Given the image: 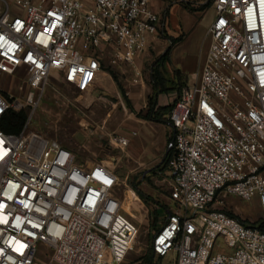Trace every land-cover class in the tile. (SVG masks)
I'll use <instances>...</instances> for the list:
<instances>
[{"label":"built area","instance_id":"obj_1","mask_svg":"<svg viewBox=\"0 0 264 264\" xmlns=\"http://www.w3.org/2000/svg\"><path fill=\"white\" fill-rule=\"evenodd\" d=\"M152 1L0 0V75L25 89L11 106L0 88V117L10 106L27 115L19 133L0 130V264L124 263L135 227L113 167L80 163L29 125L54 73L88 93L106 58L134 64L165 29ZM210 7L206 54L165 115L172 204L152 233L150 264H264V219L213 207L221 195L257 198L264 214V0ZM135 134L110 143L123 149Z\"/></svg>","mask_w":264,"mask_h":264},{"label":"rangeland","instance_id":"obj_2","mask_svg":"<svg viewBox=\"0 0 264 264\" xmlns=\"http://www.w3.org/2000/svg\"><path fill=\"white\" fill-rule=\"evenodd\" d=\"M210 2L166 0L159 11L166 15L163 33L158 34L133 65L111 66L106 58L97 86L88 93L72 91L54 73L49 77L48 87L30 121V129L72 149L78 162L102 161L115 170L118 176L116 193L122 200V211L135 227L131 248L123 264H133L143 257L152 235L150 213L154 209L153 203L139 197L133 186L137 185L159 204L168 206L172 203L165 173L160 171L164 153L152 148L150 154L141 150L132 155L129 146L121 149L113 146L110 139L136 131L135 139L138 141L145 133L150 134L147 141L155 140L162 126L143 118L151 91L150 67L170 45L169 38L181 37L171 46L169 59L158 65L159 74L166 87L175 85L174 70L179 71L181 82L188 79V84L193 83L190 74L197 70L203 58L204 39L213 18ZM9 3L13 7L12 2ZM135 69L140 72L136 83L133 82ZM21 86L20 80L0 75V88L12 98L11 106L17 101L23 103L25 89ZM151 146L155 147L152 142ZM219 199L221 202L213 207L241 221L257 223L264 219L257 198L244 201L235 196L221 195ZM164 260L167 261V257Z\"/></svg>","mask_w":264,"mask_h":264},{"label":"trees","instance_id":"obj_3","mask_svg":"<svg viewBox=\"0 0 264 264\" xmlns=\"http://www.w3.org/2000/svg\"><path fill=\"white\" fill-rule=\"evenodd\" d=\"M180 39L181 37L169 38L170 45L166 48L163 54L159 55L155 59V61L150 67L151 68V72H150L151 91L147 99V105H146L147 111L143 117L144 119L155 121L158 123H165L166 122L165 115L168 114L172 105L171 104L165 105V106L158 105L159 94L166 93L172 90H175L178 93L181 87L186 85V81H182V82L180 81L179 71L174 70L173 76L175 80V85L173 87L163 86L164 85L163 77L159 74V69H158L159 64L169 59L171 46L177 41H179ZM3 94L10 102L12 101V98H9L8 94L4 92ZM26 117L27 115H26L25 109L14 110L12 107H9L4 112V114L0 117V130H2L5 133L17 134L20 132V130L24 126ZM165 163H166V156H164L161 162V165H162L160 168L161 172L164 171L166 168ZM133 190L139 195V197L145 200H149L153 203L154 209L150 213V217L152 218V225H151L152 231L151 232L153 233L154 230L157 229L158 225L163 222L164 215L162 214L164 212L165 213L167 212L168 206L155 202L149 195L143 193L137 187V185L133 186ZM261 222L262 221H260V223ZM152 259H153V251L151 247V238H150V242H149L146 254L133 264H150Z\"/></svg>","mask_w":264,"mask_h":264},{"label":"crops","instance_id":"obj_4","mask_svg":"<svg viewBox=\"0 0 264 264\" xmlns=\"http://www.w3.org/2000/svg\"><path fill=\"white\" fill-rule=\"evenodd\" d=\"M165 2H166V0H153L151 2V5H152L154 10L159 12L165 6ZM196 38H199V35H197ZM197 40H199V39H197ZM204 43L206 45V48H205V52H204L203 58H204V56L206 54L207 47H208V44H209V36L207 35V33H206V36H205V39H204ZM203 58H202V60H203ZM201 61H200V63H201ZM194 72L192 74H190L192 80H193ZM99 76H100V73L98 74V78H99ZM98 78H97V80H98ZM97 80H96V82H97ZM96 84H95V87L97 86ZM186 84H188V79L186 80ZM176 95H177V92L175 90L159 94V96H158V105L165 106V105L171 104V102L174 101V99L176 98ZM159 124L162 126V129H160L158 134L155 135V140L154 141H147L150 138V134L149 133H145L142 136L143 139H139V141H138L137 139H135V136L137 135V132L135 131L136 134L134 136L130 137L129 143L126 146V147L129 146L130 154L135 155L137 153H140L141 150L146 152L147 154H150L152 148H155V149L159 150L160 152L164 153V155H163V158H164V156L166 154V144H167V142L169 140V137H170V134H171V130H170L169 127L166 126L165 123H159ZM129 134H130V132H127V134H124V135H129ZM151 142L155 145V147L151 146ZM66 148H68V147H66ZM68 149L70 151H72V149H70V148H68Z\"/></svg>","mask_w":264,"mask_h":264}]
</instances>
